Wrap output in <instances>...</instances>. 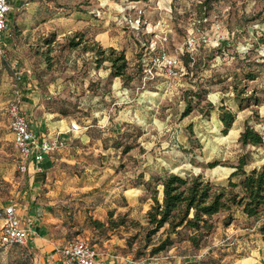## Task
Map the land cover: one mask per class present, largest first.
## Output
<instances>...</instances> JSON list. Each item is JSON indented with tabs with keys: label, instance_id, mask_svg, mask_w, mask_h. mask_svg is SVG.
Returning a JSON list of instances; mask_svg holds the SVG:
<instances>
[{
	"label": "rangeland",
	"instance_id": "1",
	"mask_svg": "<svg viewBox=\"0 0 264 264\" xmlns=\"http://www.w3.org/2000/svg\"><path fill=\"white\" fill-rule=\"evenodd\" d=\"M12 1L0 54V207L15 203L31 230L42 224L51 237L64 238L60 248L85 240L98 264L105 258L114 264H264L259 223L235 208L228 226L225 212L212 218L214 232L200 248L182 229L171 248L151 255L164 229L147 242L146 213L151 190L161 201L162 187L141 185L167 174H201L226 186L241 157L247 171L264 164V145L239 142L246 126L264 139V0H22L20 8ZM35 13L45 19L34 21ZM77 33L85 34L84 43L72 49L71 38L81 41ZM189 37L198 40L193 51L186 49ZM96 44L124 53L131 81L109 76L111 64L102 59L108 54L99 56ZM163 52L179 58L176 77L153 63ZM247 71L256 79H245ZM15 84L32 123L38 114L63 109L66 121L73 119L94 142L83 147L86 138H66L61 153L72 161L57 163L52 174L22 173L7 114ZM29 84L42 96L36 102L43 112L36 116L27 109ZM246 98H252L249 107ZM221 108L235 116L227 132ZM31 202L37 213H30ZM110 212L118 227H83L88 217L108 220ZM2 224L0 264H42L30 241L3 243Z\"/></svg>",
	"mask_w": 264,
	"mask_h": 264
},
{
	"label": "trees",
	"instance_id": "2",
	"mask_svg": "<svg viewBox=\"0 0 264 264\" xmlns=\"http://www.w3.org/2000/svg\"><path fill=\"white\" fill-rule=\"evenodd\" d=\"M131 2H145L147 0H129ZM11 2V0H10ZM22 6V4H21ZM41 15L34 16V21H41ZM24 27V26H23ZM81 41H75L71 38L68 46L72 49L79 47L84 43V33L75 35ZM47 44H49L47 42ZM96 52L99 56H108L102 58L109 61L111 78H120L124 84L132 80L127 74L128 63L124 53H117L113 49L104 50L96 44ZM93 51V48H84ZM189 58V54L185 55ZM101 60H99L100 62ZM191 62L188 60L187 64ZM245 79L255 80L256 72L247 71L244 73ZM247 107L250 106L249 101L252 98L244 99ZM186 110V114L191 110L190 106ZM61 115L68 116L66 110L60 109ZM223 123L224 131L227 132L233 122L235 116L228 110L221 108L219 114ZM242 146L259 147L264 145V139L252 127L246 126L239 137ZM248 161L241 157L238 164L234 167L227 180L226 186L216 185L204 178L203 175H191L182 177L177 174H167L163 177L152 178L151 182H144L148 190L152 183L160 184L162 187V200L157 198L158 190L152 189L151 199L152 205L146 213L148 228L145 233V240L150 242L151 238L156 236L164 229V238L150 250L151 255L159 254L171 248L175 243V237L181 235V230L191 232V236H187V240L195 248H200V241L214 232L215 225L212 218L222 212L226 213L223 219L224 226H228L233 218L232 209L239 210L248 219H254L259 224L257 232L264 237V164L259 168H253L249 171L245 170ZM217 164L209 163L208 167L213 168ZM112 213L106 221L88 217L84 228L106 232L110 228L118 227L119 224L111 220ZM122 224L123 221L121 220ZM133 223V222H132ZM167 226V228H165ZM15 245V244H14Z\"/></svg>",
	"mask_w": 264,
	"mask_h": 264
},
{
	"label": "built area",
	"instance_id": "3",
	"mask_svg": "<svg viewBox=\"0 0 264 264\" xmlns=\"http://www.w3.org/2000/svg\"><path fill=\"white\" fill-rule=\"evenodd\" d=\"M11 11L10 0H0V54L3 55V42L6 38L8 16ZM201 43L207 44L208 38L201 35L198 39ZM194 37H189L186 41V49L193 51L197 41ZM160 62L165 73L170 77L179 74L180 60L177 56H170L163 52L153 59V63ZM16 80L20 79L15 73ZM24 97L22 90L15 84L12 98L7 107V114L10 120L13 142L19 154V170L27 172L30 163H42L46 157L51 156L67 147V143L62 134L41 138L32 129V123L23 109ZM0 221L2 224V239L7 245L27 246L32 235V230L22 225L15 203L0 207ZM64 264H98L97 251L83 239H75L67 243L59 250Z\"/></svg>",
	"mask_w": 264,
	"mask_h": 264
},
{
	"label": "crops",
	"instance_id": "4",
	"mask_svg": "<svg viewBox=\"0 0 264 264\" xmlns=\"http://www.w3.org/2000/svg\"><path fill=\"white\" fill-rule=\"evenodd\" d=\"M12 3L14 4V6L17 4L18 7L20 8L22 4V0H18L16 1V3L13 0ZM35 15L36 13L33 14V16ZM115 79H118V81H120L119 78H115ZM27 89L29 90V92L26 93L27 94L26 97L27 99H29L27 109L32 115L36 116L35 111L40 113L43 112V106L41 104L37 105L36 102V100H40L42 96L37 91V87L35 85L31 86V84H29ZM36 119L38 120V122L36 123L31 122V123L33 124L35 133L41 138L50 137L55 133H60L63 135L65 139L80 138L82 140L86 138L87 140L82 144L83 147L85 146L89 147L90 146L89 143H91V141L92 143L94 142L93 141L94 138H91L89 132L80 134L81 132H79L78 130L79 128L75 124V121L73 119L66 121V118L60 115L59 112L48 113V114L43 112L42 114H38ZM92 126H93L92 124H89L85 126L84 129L89 130V128ZM68 160L72 161L69 154H66L65 152L62 154L61 151H59L51 156L46 157V159L40 164H36L34 162L30 163L29 169L33 173L41 172L44 175L50 173L52 174L54 173V170L58 165L57 163ZM30 208H31V212H30L31 214L37 213L36 209H38V207H36L35 203L31 202ZM33 208L35 210H32ZM31 217H33V215ZM96 219H100L102 221L106 220V218H96ZM21 222L23 226L30 228L28 224H26L22 220ZM32 231L33 232L30 237V245L32 248H34L37 251V254L42 264H64L63 259L59 254V250L61 249L60 247L62 243H64L66 240L64 238L56 239L54 237H51L50 228L42 224L35 225ZM100 262L101 264L115 263L113 259H109V258H105V260H102Z\"/></svg>",
	"mask_w": 264,
	"mask_h": 264
}]
</instances>
